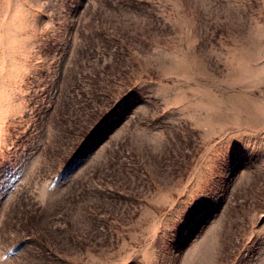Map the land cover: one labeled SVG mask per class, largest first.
<instances>
[{"label":"rangeland","instance_id":"1","mask_svg":"<svg viewBox=\"0 0 264 264\" xmlns=\"http://www.w3.org/2000/svg\"><path fill=\"white\" fill-rule=\"evenodd\" d=\"M0 264H264V0H0Z\"/></svg>","mask_w":264,"mask_h":264}]
</instances>
